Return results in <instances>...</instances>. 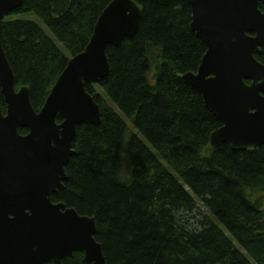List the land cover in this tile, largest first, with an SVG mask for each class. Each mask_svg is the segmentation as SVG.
<instances>
[{
    "label": "trees",
    "instance_id": "trees-1",
    "mask_svg": "<svg viewBox=\"0 0 264 264\" xmlns=\"http://www.w3.org/2000/svg\"><path fill=\"white\" fill-rule=\"evenodd\" d=\"M112 1L25 0L7 17L3 48L37 112ZM134 1L143 12L138 32L109 46V75L86 85L102 123L78 126L65 189L53 200L95 218L108 264H264V145L210 147L223 124L182 78L207 52L191 30V5ZM30 13L65 50L20 17ZM256 57L264 64V48ZM83 259L76 252L60 264Z\"/></svg>",
    "mask_w": 264,
    "mask_h": 264
},
{
    "label": "water",
    "instance_id": "water-1",
    "mask_svg": "<svg viewBox=\"0 0 264 264\" xmlns=\"http://www.w3.org/2000/svg\"><path fill=\"white\" fill-rule=\"evenodd\" d=\"M24 1L0 0V264H60L76 252H83L84 264H108L95 218L51 198L65 189L78 126L102 123L86 84L109 75V46L134 37L143 12L134 0H113L85 51L70 59L37 112L30 89L17 90L2 43L5 18ZM187 1L191 30L207 52L198 70L182 78L223 124L211 134L210 147L229 143L247 151L264 145V64L256 58L264 48V0ZM20 128L28 133L21 135Z\"/></svg>",
    "mask_w": 264,
    "mask_h": 264
},
{
    "label": "rangeland",
    "instance_id": "rangeland-1",
    "mask_svg": "<svg viewBox=\"0 0 264 264\" xmlns=\"http://www.w3.org/2000/svg\"><path fill=\"white\" fill-rule=\"evenodd\" d=\"M21 18H24V19H30V20H35V21H37L41 26H42V28L57 42V44L59 45V46H61L63 49H64V47L61 45V43H59L57 40H56V38H55V36L52 34V32L47 28V26L36 16V15H34V14H32V13H30V14H25V15H21L20 16ZM65 50V49H64ZM126 121H127V124H128V126H129V130L131 131V132H135V133H137L136 131V128H135V126H134V124H133V122L130 120V119H126ZM192 222L193 223H195V224H198V222H196L194 219L192 220Z\"/></svg>",
    "mask_w": 264,
    "mask_h": 264
},
{
    "label": "flooded vegetation",
    "instance_id": "flooded-vegetation-1",
    "mask_svg": "<svg viewBox=\"0 0 264 264\" xmlns=\"http://www.w3.org/2000/svg\"><path fill=\"white\" fill-rule=\"evenodd\" d=\"M262 7L264 8V5H262ZM54 194H55V193H54ZM54 194H53V195H54ZM53 195H52V198H51L52 202L55 203V204L59 203V202H55V201L53 200ZM47 264H48V263H47Z\"/></svg>",
    "mask_w": 264,
    "mask_h": 264
}]
</instances>
